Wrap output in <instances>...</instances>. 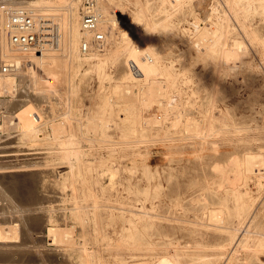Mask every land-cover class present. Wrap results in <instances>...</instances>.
<instances>
[{"label": "bare ground", "instance_id": "bare-ground-1", "mask_svg": "<svg viewBox=\"0 0 264 264\" xmlns=\"http://www.w3.org/2000/svg\"><path fill=\"white\" fill-rule=\"evenodd\" d=\"M97 1V9L102 18L100 26L106 33L107 45L103 50L92 48L89 52H83L81 49L82 39H90L92 33L82 30L79 9L80 2L78 0L0 1V35L2 34V41L5 42L2 43L0 59L4 58L5 61L10 58H14L17 61L21 60L19 54L15 55L11 52V48L3 32L5 14L1 5L2 3H6L8 6L11 5L17 8L25 6L32 7L38 14H52L59 24L61 33L59 47L55 49V51L58 49L60 50V55L67 56V54H71L76 61L80 62L79 64L83 66L84 63L87 62L89 67L92 68L102 67L108 62H115L121 58L126 68L119 79L110 81V85L104 90L106 92L101 96V104L105 110L104 114L99 116V122L97 121L98 123L96 122V125L99 124V126H103L107 123L106 125L109 126L110 123L113 122L115 124H121L123 127L129 126V130H127L121 142L132 146V151L129 153L130 165H128V163H121L120 167L117 169H115L114 166L103 167L102 173H100L102 175L100 177L98 174L94 176L92 172L93 163H87L86 161L81 162V158L86 154V149L80 144V140L76 131L73 129L70 117H66L65 115L63 119L51 125L52 131L50 136H52V138L49 142H57L59 144V148H61L60 154L63 159L67 160L70 167L68 178H70L72 186L76 189L77 182H80L83 196L94 200V202H74L75 207L72 210V214L75 218L73 223L76 224L62 227L61 224L60 226L54 223L53 217H50L49 221H51V223H48L50 226H48L46 233L48 234L47 236H50L53 240L52 246L54 245L56 248H59V251L60 248L76 250V247H79L78 257L81 264H108L97 246L101 245L100 243L103 237L100 238L97 234L95 238L92 237V234L86 228V221L89 217H92L96 224V231L99 227V221L104 223L108 222L109 225H113L115 229H117L120 233L119 242L116 244L117 247L123 245L132 251H144L143 255H147V257L138 259L131 264H219V262L222 261L224 264H229L241 259L238 258L237 254L240 249H242L244 259L256 257L258 252L264 247V236L260 231L254 233L251 230L253 222L258 214V212L255 211L256 202L251 194L248 193L249 191H243L241 186L257 169L261 170L264 168V150L249 151L241 155L233 153L226 158H220L217 152L214 151V148L218 146L213 144L220 139L234 140L236 137L239 139H246L247 137L243 135L245 133V125H239V122L230 112V107L226 99L227 97L223 95L221 80L228 76H236L243 68L248 66V64L250 66L253 65L252 61L249 59L251 48L249 49L245 39L242 37L243 35L241 36V31L246 34L252 44L257 47L264 56V36L260 33L259 29L252 26L251 23L253 13L260 14L264 17V0H226L228 8L223 9V11L217 13L215 16L211 15L209 19L210 26L203 25L200 33L197 35H195V33L192 41L187 43L188 46H186L187 48L185 47L186 49L183 56L187 59V62L181 74L173 68V65L166 63L163 58V46L165 45L162 40L163 37L158 35L157 31L161 27L165 28L168 32L176 29L174 24H171L172 22L163 23L157 18L158 12L155 4H152L149 0H137L138 6L136 10L134 9L135 11H129V8L127 9V6H124L125 9L121 18L112 21L107 16L109 2L112 0ZM170 1L171 0H162V7H158V10L164 11L163 14H165V11L168 9L167 4L170 3ZM184 1L186 2V0H179V3L182 4ZM25 2L30 4H25ZM192 4L190 3V5ZM171 5H173V3ZM167 13L169 12L167 11ZM171 15L170 13L168 14V16ZM164 18L167 17L165 16ZM135 22H143L145 31L135 29L133 26ZM185 38L184 40H186ZM62 39L63 44H61ZM194 51L195 56L192 55ZM79 52L83 58L78 57ZM49 54L50 53L46 55L45 53L44 56H35L33 60L36 62V66H28L29 63L26 65L20 63V67L15 72H0V103L11 100L9 96H15L16 92L19 91L22 85L21 81L23 80V78H21L23 70L29 69L31 71L34 66L37 71L36 67H41L42 58L45 56L48 58ZM53 58L55 62L50 70L59 76L60 80L58 85L50 86L46 82L45 74L43 76V73H39V80L36 79L38 81H35V83L33 82L34 84H32L31 88L33 87L34 91L44 96L48 100V103L59 101L63 103L62 105H66V103L71 104L72 100L75 99L77 90L76 76L78 68L76 69L75 65V68H73L72 65L70 70L66 69L65 74L61 75L60 72H57L58 62L55 57ZM197 61H202L204 64L203 67H210L211 75L210 83L206 86L207 95L205 96L204 104H202V106H196V104L195 107H193V99L190 96H186L187 98L184 97V94H187L185 92L186 90H184V84L188 81L189 77V79L193 78L192 75L195 74L193 64ZM238 61L241 65L237 64ZM45 69L49 71L45 66L42 72L44 71L45 73ZM106 75L107 78H113V75ZM183 75L187 79L181 80L180 77ZM122 89L128 94L126 98H124L126 95L121 98L115 95ZM197 92L198 91H194L193 93ZM221 100L225 102L226 106L225 108L223 107L224 109L220 110L219 114H216L215 109L219 105L218 102ZM69 104L67 105L69 106ZM195 108L198 109L197 112ZM24 128L26 136H35L37 127L34 121L30 119ZM152 146H156V152H152L151 150L149 153ZM191 157L199 160L200 163H203L206 159L208 160L210 174L204 172V176L200 181L197 177L189 175L187 160ZM83 166L85 169L82 168ZM52 167L55 168L54 166ZM0 168H2V166H0ZM120 169L126 171L133 170L134 172L135 170L138 172L140 171L137 175L134 173L136 175V184H138L136 193L140 195L142 191L145 195V199L151 200L153 204L152 207L148 208L146 202H142L140 205H138V202L134 201L97 202L98 199L93 192V185L100 183V178L102 176H108L110 180L108 185L102 182L101 185L103 190L111 188L117 180L116 177ZM4 172L2 171V174ZM22 174L24 173L22 172ZM36 175L34 177H36ZM30 177L28 176L26 179ZM16 178L17 177H15V179ZM31 179L30 181H32ZM32 183L30 184L32 185ZM28 186L30 185H27V187ZM1 187L2 189L4 188L3 186ZM27 187L26 191L28 189ZM4 191L0 189V196L2 199L8 201V203H5L12 209L9 212H13V209H16L18 204L12 202V196ZM84 191L86 192L84 193ZM11 192L12 191H10V193ZM183 202H189L192 206V208L189 207V209H193L194 211L193 218L188 216L186 218L172 217L170 215V213L174 212V208L184 207ZM161 203L167 205L168 208L166 212L159 213L153 211L156 205L159 206ZM22 214H19V216L16 215L17 219L13 214L11 217L5 216L2 219L3 221H0L1 242L12 238H19L21 232L22 234H26L24 232H27L28 225H26L27 222H25L26 217ZM100 214H102V216L98 219ZM35 218L33 219L35 220ZM14 219H16L17 222H15ZM33 219L31 220L33 221ZM61 219L63 222V220L67 218L64 216L61 217ZM161 219L170 223L172 221L179 222L178 226L172 224L173 226L171 228L175 231L186 230L187 233L183 235L189 237L187 242L182 243L181 241H175L171 238L172 233L166 229V226L159 225ZM2 222H7L8 224L6 225ZM234 224L236 225L234 226ZM38 226L40 225L38 224ZM36 228L38 227H35V232ZM44 228L45 227L42 229ZM75 229H78L77 231H79V233L76 234ZM42 231L43 230H41V232ZM210 233L218 236L216 239L210 241L206 237L210 235ZM27 235L28 234H26V236ZM77 235L82 239L81 244L80 239H77ZM35 243L38 248H40L39 245L41 246L43 244L38 245L40 242L37 243L36 240ZM2 245L7 246L9 243L6 241V243ZM159 246H162L165 252L155 254V250L159 249ZM2 249L3 248L0 247V261L6 262L7 253H10V251H8L7 248L6 250ZM11 249L12 248H10V250ZM38 251L42 256L41 260L46 262V252L42 253V250ZM139 254L141 255V253ZM16 256L18 255L16 254ZM37 256L40 257V255ZM120 264L127 263L121 261Z\"/></svg>", "mask_w": 264, "mask_h": 264}, {"label": "rangeland", "instance_id": "rangeland-1", "mask_svg": "<svg viewBox=\"0 0 264 264\" xmlns=\"http://www.w3.org/2000/svg\"><path fill=\"white\" fill-rule=\"evenodd\" d=\"M0 1L2 2V0ZM30 1H35V0H30ZM116 1H120V2L122 1L125 4V6H127V9L129 8L128 9L129 11H135L138 6L137 0L136 1L135 0H112L111 2H109V4L116 2ZM149 1H151L152 4H155L156 10L158 12L157 18L161 22L163 23L172 22L171 24H174V27L176 30L168 32L165 28L161 27L158 29L157 34L163 37L162 40L165 45L163 46V50H164L163 58L165 62L169 63L170 65H173V68L181 74L183 73V69L187 62V59L183 57L184 51L187 48L186 46H188L187 43L189 41H192L193 37L200 33V30L203 27V25L210 26L209 19L211 15L215 16L217 13L223 11V9L228 8L227 2L226 0H195L196 2L194 0H189V1L186 0V2L184 1L182 4H180L179 0H171L170 3L167 4V8H168L167 11L170 13V15L172 13L173 14L171 16H168L169 13H167V11H165V14H163L164 11L158 10V7L159 8L162 7V0H149ZM172 3L173 5H171ZM190 3L191 4L193 3V4L190 5ZM3 4L6 5V3H2V5ZM25 4H30V3L25 2ZM2 5H1V8H2ZM179 11H182L183 13ZM163 15L164 17L166 16L167 18H164ZM251 23H252V26H254L255 28H258L260 33L264 36V17H262L260 14L253 13L251 17ZM133 26L137 30L145 31L143 22L141 23L135 22V24L133 23ZM241 36L245 39L249 49L250 48L252 49V50L250 49L249 59L252 61L253 65L250 66L248 64V66L243 68V70L239 72L236 76H233V75L228 76L227 78H224L223 80H221V87H223V95L227 97L226 99L228 101L227 103L229 104L231 114L239 122V125H243V124L245 125V128H244L245 133L243 135L247 137L246 139H239L236 137L234 140L220 139L219 141H216L213 145H217L218 147L214 148V151L217 152V155L220 158H226L233 153L241 155L249 151H259V149L264 150V138H263L264 136V82H263L264 81V59H263L264 56L257 49V47H255L252 44V42L249 40L246 34H244L243 31H241ZM184 38L186 40H184ZM0 39H1L0 40L1 41L0 51H1L2 43H5L4 41H2V34L0 35ZM61 44H63V39H62ZM48 53H50L52 57L56 58V61L58 62V69H57L58 71L57 70L56 71L60 72L61 75L65 74L66 69L70 70V68L72 67L75 68V66H76V69L78 68V73L76 76L78 92L76 90L75 99L72 100L71 104L66 103V105L69 104V106L62 105L63 103H60L59 101H54L51 103L49 102L50 103L49 104L48 100L44 96L34 91V88L33 87L31 88V86L32 84L35 83V81L39 80V73H43V76L45 74V77H49L51 75V72L45 69V73H44V71L42 72L40 67H36L37 69L36 71L35 67L33 66L31 71L29 69L23 70L22 76H21V78H23V80L21 81L22 85L19 91L16 92V95L9 96L11 100H7L5 103H0V166H2V168H0V177L5 180L4 181L3 179L0 178V184H1L0 189L3 191L5 190L4 191L5 193H8L10 196H12V199H13L12 202H15L16 204H18L17 208L20 209V210H18L17 208L13 209L14 213L9 212L12 209L8 207V204H7L8 201L5 199H2V197L0 196V207H1L0 208V221H3L2 219L5 216L11 217L13 214L15 215V218L17 219V216H19V214L24 213L22 215L26 217L25 222H27L26 225H28V229L26 228L27 226L25 225V228L27 229L28 233L26 231L24 232L28 234L27 236L26 234H22L21 232V236L19 238H12V239L6 240L9 243V245L7 246L2 245L6 243V241L1 242L0 240V247L3 248L2 250L4 249L6 250L7 248V250L10 251V253L12 252L11 254L9 252L7 253L6 257L8 261L7 260L6 262L0 261V264H4V263L9 264V262L10 264H52V263L53 264H81L79 257H78L79 247H76V250L70 249V248L68 249L60 248V251H59V248H56L54 245L52 246L53 240L50 236H47L48 234L46 233L47 228L48 226H50L49 224L51 223V221H49L51 216L53 217L54 223H56L57 225L61 224L62 227L70 226L72 224H76V223H73L75 221V218L73 217V214H72V210L75 207L74 202H94L93 199L85 198L83 196V190L81 189L80 182H77L78 184L76 185V189H74V187L72 186L70 178H68L69 177L68 172L70 170V167L68 165L67 160L63 159V157L60 154L61 148H59L60 147L59 144L57 142L55 143L49 142V140H51L52 138V136H50V133L52 131L51 130L52 123L54 124L57 123L58 121H60V119H63L65 115L66 117H70L72 121L73 129L76 131L77 136L80 140V144L82 145L84 149H86V154H84L83 158H81V162L86 161L87 163H91V164L93 163L92 172L94 176H97L98 174L100 177L102 175L100 173H102L103 167L114 166V168L117 169L120 167L121 163H125V164L128 163V165H130L129 163L130 154L129 153H131L132 151V146L121 142V139L124 138L123 136H125V133L127 132V130H129V126L123 127L121 126V124H115L113 122L110 123L109 126L106 125L107 123H105L103 126L102 125L99 126V124L96 125V122L97 121L99 122V116L101 114H104V110H105L101 104V96L102 94H105L106 92L104 90L110 85V81H113L114 79H119V77L123 74V72L126 69L125 64L122 61V59L119 58L115 62H108L102 67L92 68V67H89V64L87 62H85L84 65L82 66V64H79L80 62L76 61L71 54H67V56L60 55L59 49L56 51L49 50ZM192 55L195 56V51L193 52ZM78 57L83 58V56L80 55V52L78 54ZM1 59H0V72H2V64L5 61L4 58L2 59V61ZM237 64H240V62L238 61ZM29 65L31 64H28V66ZM33 65L36 66V64H33ZM203 66L204 64L202 61H197L196 63H194L193 68L195 70V74L192 75L193 76L192 79H189L190 78L189 77L188 81L184 84V88H185L184 90H186L185 92L187 93V94H184V97L187 98L186 96H190L193 99L194 101L193 107H195L196 104H197L196 106H202V104H204L205 102L204 99H205V96L207 95L206 86H208L210 83L211 68L208 66L207 67H203ZM106 74L113 75V78L112 79L107 78ZM183 76L180 77L181 80L182 79L184 80L186 78L185 76L184 77ZM122 90L117 92L118 94L116 93L115 95L117 97L120 96V98L126 95L124 97L126 98L128 94L125 92V90L123 91ZM194 91H198V92L193 93ZM190 92L193 93L194 96ZM119 94H121L122 96ZM218 104L219 105L215 109L216 114H219L220 110L224 109L226 106L225 102L222 100L219 101ZM152 110H155V109H152ZM195 111L197 112L198 109L195 108ZM66 112L68 113V115ZM30 119L34 121V124L37 127V130H36L37 134L35 133L34 137L26 136L25 135L26 132L24 131L25 129L24 126L26 125L27 122L30 121ZM105 126L106 127L108 126L107 129ZM100 130H101V133H100ZM152 147L155 149H153ZM152 147L149 150V153L151 150L152 152L153 151L156 152V146H152ZM52 166H54L55 168H53ZM187 167L189 170V175L197 177L199 181L201 180V178H203L204 172L210 174V169H209V164H208L207 159L203 163H200L199 160L191 157L190 159L187 160ZM82 168L85 169L84 166ZM8 170H9V173H8ZM2 171L3 172L5 171L4 173L6 174L4 173L2 174ZM256 171L254 174L251 175V177L248 178V180L241 186V188L243 191H249L248 193L251 194V196L256 202L255 211L258 212V214H257L255 221L253 222V226L251 230L254 233H256L257 231H260L262 235L264 236V213H263L264 211V168H262L261 170L257 169ZM22 172L24 174H22ZM134 173H136L137 175L140 173V171L138 172L137 170H135L134 172L133 170L126 171L124 169H120L119 173L117 174V177H116L117 180L114 186H112L111 188H107L106 190L102 189L101 184L104 183L105 185L106 184L108 185L110 180L108 179L109 178L108 176H102L100 178V183L93 185V192L95 193L98 199L97 202H133L134 201V202H138L139 203L138 205L142 204V202H146V205L148 204L147 205L148 208L152 207L153 204L151 200L145 199V195L142 191L140 192V195L136 193L138 184H136V175ZM34 174L35 175L37 174L36 175L37 178L34 177L35 176ZM14 175L15 177L18 178V180L17 178L15 179ZM28 176L29 177L31 176V177L29 179H26L28 178ZM38 176L41 178H39ZM8 177L10 181L8 180ZM30 179L32 181H30ZM17 181H20V182H17ZM30 183H32V185ZM27 185H30V186L27 187ZM1 186H3L4 188L2 189ZM26 187L28 188L27 189L28 192L26 191ZM10 191L12 192L10 193ZM85 192L86 191H84V193ZM28 193H30L31 195ZM183 203H184V207L174 208V212L170 213V215L172 217L186 218L188 216L190 218H193L194 211L193 209L191 210L189 209V207L192 208V206L190 205L189 202H183ZM167 208H168L167 205L165 204L163 205L161 203L159 206L156 205V208L152 210L157 211L159 213H165ZM26 209L28 212L26 211ZM37 209H38V212H37ZM31 215H34V216H31ZM46 216H49V217H46ZM64 216H66L67 219L63 220L62 222L61 217H64ZM101 216L102 214L98 216V219ZM56 217H58L59 219ZM33 218H35L36 221ZM16 219H14L15 222H17ZM31 219H33L34 222ZM14 220H11V221H14ZM37 221L40 226H38ZM2 223L6 225L8 224L7 222H2ZM172 224L178 226L179 222L172 221L170 223V222L165 221L164 219H161L159 221L160 226H166V229H168L170 233H172L171 238H173L175 241H181L182 243L187 242V239H189V237L183 235V234H186L187 231L186 230L175 231L173 228H171L173 226ZM33 225L34 226L36 225L35 227H38L36 228V232L34 230L35 227ZM41 225L45 227L44 228L45 230L42 229L43 227ZM235 225L236 224H234V226ZM86 228L92 234V237L95 238L96 234L100 238L103 237L100 243L101 245H97V246L99 247L100 251L102 252L108 264H120L121 261H124L127 264H131L134 261L136 262L138 259L147 257V255H143L144 251L142 252L132 251L128 247L123 246V245H121L120 247H117L116 244H118L119 242L120 233L117 231V229H115L113 225H109L108 222L104 223L102 221H99V227H98V230L96 231L95 221L93 220L92 217H89V219L86 221ZM28 230L30 231V233ZM41 230H43L42 231L43 234ZM77 230L78 229H75L76 234L79 233V231ZM38 232H40L41 234ZM38 234L42 236H39ZM217 236L218 235L210 233V235L206 237L208 238V240L211 241V240L216 239ZM77 239L78 240L80 239V244H81V241H82L81 237L77 235ZM35 240L37 243L40 242L38 243V245L43 243L41 246L39 245L40 248H38L37 244L35 243ZM29 246L32 248H30ZM44 247H47V248H44ZM10 248L12 249L10 250ZM158 248L159 249L155 250V254L165 252L162 246H159ZM38 250H42V253L46 252L45 253V257H46L45 259H47L46 262H43L41 260L42 256ZM139 253H141V255ZM16 254L18 256H16ZM237 254H238V258H241V259H238L234 263H229V264H264V247L258 252L257 256L253 257L252 259H244L242 249H240V251H238ZM37 255H40V257ZM50 257L53 261L50 259ZM38 259L40 262L38 261ZM219 264H224V263L222 261V262H219Z\"/></svg>", "mask_w": 264, "mask_h": 264}, {"label": "built area", "instance_id": "built-area-1", "mask_svg": "<svg viewBox=\"0 0 264 264\" xmlns=\"http://www.w3.org/2000/svg\"><path fill=\"white\" fill-rule=\"evenodd\" d=\"M80 2L81 26L82 30L92 33L90 39L83 38L81 49L83 52H89L92 48L103 50L107 45V37L101 28V15L98 12L97 0H78ZM125 4L116 1L109 4L108 18L112 21L119 20L124 12ZM2 10L5 14L3 32L11 52L19 54L21 60L10 58L2 64V71L5 73L15 72L21 64H36L33 60L35 56L47 55L49 50H55L59 47L61 40L60 28L57 20L52 14H38L32 7L25 6L17 8L3 4ZM55 59L49 54L42 58L40 69L44 70L46 66H54ZM21 63V64H20ZM59 76L51 72L46 77V82L50 86H56L59 83Z\"/></svg>", "mask_w": 264, "mask_h": 264}]
</instances>
